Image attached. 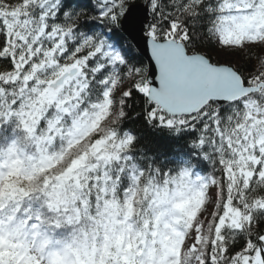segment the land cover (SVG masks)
<instances>
[{
    "label": "snow or ice",
    "instance_id": "obj_1",
    "mask_svg": "<svg viewBox=\"0 0 264 264\" xmlns=\"http://www.w3.org/2000/svg\"><path fill=\"white\" fill-rule=\"evenodd\" d=\"M137 13L143 29L133 47L125 34L136 30ZM213 52L246 60L233 65ZM137 99L141 119L185 139L187 152L168 163L133 157L136 137L120 124ZM102 116L89 149L101 140L113 149L105 151L103 182L127 201L125 228L130 194L140 193L145 215L172 225L164 238L183 240L179 259L165 243L149 264H264V0H0V134L11 138L0 148V182L5 167L16 172L27 155L17 132L43 163L47 145L59 139L62 151L71 147ZM204 161L217 170L193 179L194 168L209 173ZM77 187L83 207L57 216L54 227L88 217L91 202L99 213L91 183ZM26 195L12 185L0 189V264L51 261L37 247L36 237L47 239L41 212L17 215ZM177 199L203 201L196 220L172 207ZM9 201L15 206L6 208ZM30 243L39 256L29 254Z\"/></svg>",
    "mask_w": 264,
    "mask_h": 264
},
{
    "label": "clouds",
    "instance_id": "obj_2",
    "mask_svg": "<svg viewBox=\"0 0 264 264\" xmlns=\"http://www.w3.org/2000/svg\"><path fill=\"white\" fill-rule=\"evenodd\" d=\"M217 47L220 45L217 44ZM114 123L115 117L103 122L101 130ZM121 125L122 123L120 127ZM93 135L94 133H91L83 139H78L71 147L65 143L63 151L57 139L46 146V154L50 159L43 163L39 162L40 151L35 145L30 144V151L21 157L23 163L16 172L9 174V169L5 167L6 176L0 182V189L7 192L9 185H12L16 189L23 188L28 192V195L19 201L20 212L17 215L21 219L24 216V209L31 208L33 216L37 210L41 212L44 221L41 231L47 233V239L36 237L37 247L45 254L48 252L53 254L51 261L46 259L44 264H116L117 259L119 264H125L124 256H129L130 260L134 258L136 264L141 262L149 264V261L162 257L165 251L164 244L167 243L163 234L170 231L172 225L164 217L145 215L146 205L142 203L145 198L142 194L136 193L130 194L134 207L131 216H127L125 228L123 221L127 215V201L120 196H114L111 190L105 191L106 185L103 182L104 154L105 151L111 152L113 149L105 145L100 151H97L99 146L89 149ZM27 156L36 159L29 160ZM74 160L77 161L75 167ZM2 162L0 159V163ZM33 165L36 167L33 168ZM115 166L113 161L107 164L110 170L115 169ZM69 168H72V173H68ZM77 173L79 179L76 177ZM78 183L83 188H88L91 183L93 196L98 194L100 197L99 213L95 202H91L88 217L81 213V218L75 224L61 223L59 227H54L57 216L61 220L64 219L65 213L75 216V209L83 207L79 200L82 188L77 187ZM105 201H108L107 206ZM181 201L177 199L172 207L177 208ZM14 206L15 203L9 201L6 208ZM34 222L35 220L29 221ZM57 232L63 234L56 235ZM28 248L30 255H40L39 251L33 249L31 243ZM138 249H143V252L136 254ZM182 255H187L186 248H182Z\"/></svg>",
    "mask_w": 264,
    "mask_h": 264
},
{
    "label": "trees",
    "instance_id": "obj_3",
    "mask_svg": "<svg viewBox=\"0 0 264 264\" xmlns=\"http://www.w3.org/2000/svg\"><path fill=\"white\" fill-rule=\"evenodd\" d=\"M134 2L142 3L143 0H134ZM126 41L131 43V40L125 34ZM133 47H135L133 45ZM213 59L221 58L218 57L215 52L212 53ZM226 60V59H225ZM230 60L233 65L243 64L246 57L243 59L239 56H233ZM147 63V60L145 61ZM138 95V94H137ZM129 105L131 107L127 108L131 115L128 119L124 121L121 125L122 130L128 131L130 134L136 137V143L134 145V151L132 155L134 158L139 160L140 157H150L153 161H158L161 163H168L169 160L175 161L177 157L173 154L180 152H187V148L185 147V139H182L180 136L171 132L166 128L159 127L155 124H148L146 121L141 119L143 104L138 99L137 100H129ZM104 119L102 116L93 126L88 135L91 134L92 131H95L97 127H99L100 122ZM19 140L22 148L26 150V152L30 151V144L23 139V134L17 132L16 137ZM11 142V138H5L4 135L0 134V148L7 147V145ZM106 141H98L94 147H97V151H100L101 148L105 145ZM105 155V154H104ZM193 159H197V157L193 156ZM203 167L207 170L209 169V173L206 171H202L201 168H194L193 179H195V174L199 175H208L212 171H216L214 169L211 162L204 161ZM134 207V206H133ZM236 219H239L237 215ZM62 232H57L56 235H62ZM55 243V241H54Z\"/></svg>",
    "mask_w": 264,
    "mask_h": 264
},
{
    "label": "rangeland",
    "instance_id": "obj_4",
    "mask_svg": "<svg viewBox=\"0 0 264 264\" xmlns=\"http://www.w3.org/2000/svg\"><path fill=\"white\" fill-rule=\"evenodd\" d=\"M217 54V53H216ZM221 58H224L223 60L232 59L233 56H228L226 54H221ZM203 207V201H194L192 199L188 200H182L180 202L178 211L180 209L186 210L189 214V217L191 220H196L199 214V211ZM183 240L180 238H174L172 236H169L167 238V245L168 250L174 254L177 259H179V256L181 254V246H182Z\"/></svg>",
    "mask_w": 264,
    "mask_h": 264
},
{
    "label": "water",
    "instance_id": "obj_5",
    "mask_svg": "<svg viewBox=\"0 0 264 264\" xmlns=\"http://www.w3.org/2000/svg\"><path fill=\"white\" fill-rule=\"evenodd\" d=\"M142 3H143V2H142ZM142 3H140L141 6H142ZM136 16H137V23H136V25H135V29H136V30L132 33V35H127V34H126L127 37L131 40V42L133 43L134 46L136 45L137 40L139 39V36L142 35V29H143V25H140V24H139V20L143 18V17H142V14L137 13ZM145 26H146V25H145ZM133 36H135L136 39H133Z\"/></svg>",
    "mask_w": 264,
    "mask_h": 264
}]
</instances>
